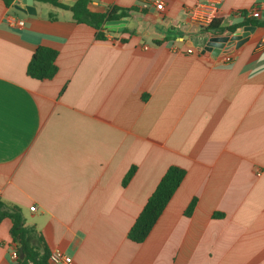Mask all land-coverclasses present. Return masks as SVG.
<instances>
[{
    "label": "crops",
    "instance_id": "obj_1",
    "mask_svg": "<svg viewBox=\"0 0 264 264\" xmlns=\"http://www.w3.org/2000/svg\"><path fill=\"white\" fill-rule=\"evenodd\" d=\"M163 1L159 14L89 0L92 12L129 10L101 40L70 10L0 0V199L23 209L31 244L42 238L73 264H264V26L237 16L264 0ZM198 2L220 8V27L255 32L205 52L213 34L187 18ZM38 47L58 52L52 80L27 75ZM172 165L186 171L180 188L148 238L129 241ZM11 224L0 223V264H18Z\"/></svg>",
    "mask_w": 264,
    "mask_h": 264
},
{
    "label": "trees",
    "instance_id": "obj_2",
    "mask_svg": "<svg viewBox=\"0 0 264 264\" xmlns=\"http://www.w3.org/2000/svg\"><path fill=\"white\" fill-rule=\"evenodd\" d=\"M4 4L9 7L14 3V0H2ZM43 4H50L55 7L63 8L64 10H70L73 14V20L78 24H87L94 28L98 32V39L105 40L104 32L108 29L107 22L120 20L127 15V11L122 10L119 12L116 8H112L107 12L97 13L89 10V0H34ZM51 18L56 19V16L51 13ZM251 25L264 26V20L250 21ZM224 31L233 33L235 28L225 29L220 27L218 21H215L206 32L212 34H220ZM58 52L55 49L46 47H38L34 51L32 58L27 67V75L33 79L39 81L52 80L59 73V66L57 65ZM137 167L130 168L125 174L122 184L124 187L130 183L136 173ZM186 171L176 165H172L166 170L162 179L160 180L155 192H153L148 198L141 214L137 217L133 227L131 228L128 240L133 243H142L148 238L150 232H152L159 217L165 211L169 201L173 197L174 193L180 188ZM196 200L193 199L187 208V216H191L195 209ZM23 209L19 206L5 202L0 199V223L9 219L11 221V238L12 242L18 248H22L25 257L18 259V264H50L48 258H50V249L46 245L42 238H39V245L35 246L28 240L30 235V229L26 226V219L23 214ZM223 216L221 213L215 214V216Z\"/></svg>",
    "mask_w": 264,
    "mask_h": 264
},
{
    "label": "built area",
    "instance_id": "obj_3",
    "mask_svg": "<svg viewBox=\"0 0 264 264\" xmlns=\"http://www.w3.org/2000/svg\"><path fill=\"white\" fill-rule=\"evenodd\" d=\"M99 3H104L106 0H96ZM138 6L143 9L147 7L153 6L156 11L161 14L165 10V2L163 0H139ZM219 7L212 3H203L198 2L192 7L187 9V18L188 23L191 25H195L198 27L202 33H205L207 29L219 19L220 11ZM264 8L257 4L252 9H248L245 11H238L237 16L248 18L249 20H259L263 18ZM8 24L10 26H18L23 27L25 25L24 21H18L15 18H9ZM108 38L109 35H106ZM110 40H113L109 37ZM259 48H264V39L261 40L258 44ZM188 53H194L193 49H189L187 51ZM232 54H223L221 55V61L224 63H229L232 60ZM32 211L36 210V206L31 207ZM20 258L19 254V248L15 247L13 250H11L10 253V259H12L13 262H17ZM73 258L66 254L64 251L55 248L51 250L50 258H48V261L50 264H73Z\"/></svg>",
    "mask_w": 264,
    "mask_h": 264
},
{
    "label": "water",
    "instance_id": "obj_4",
    "mask_svg": "<svg viewBox=\"0 0 264 264\" xmlns=\"http://www.w3.org/2000/svg\"><path fill=\"white\" fill-rule=\"evenodd\" d=\"M67 1H76V0H67ZM25 3V8H20L23 12L29 13V14H35L34 8L32 4H34V0H23ZM108 27L112 28L115 26H119L118 31H123L127 25V18L123 20H114V21H108L107 22ZM196 29L194 31L198 30V27L195 26ZM256 30V27L254 26H246L244 28V32H238V33H233L231 35L230 32H228L227 35H215L213 34L210 38L209 41L206 44L205 47V52H211L213 51L216 54L221 53L224 49L229 50L232 48L235 44V42H238L239 45L245 43L249 35L251 33H254ZM19 254L21 259L25 257L23 249L19 248Z\"/></svg>",
    "mask_w": 264,
    "mask_h": 264
}]
</instances>
